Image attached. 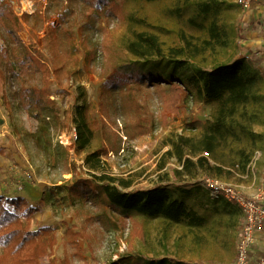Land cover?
Segmentation results:
<instances>
[{"label": "rangeland", "instance_id": "374dc122", "mask_svg": "<svg viewBox=\"0 0 264 264\" xmlns=\"http://www.w3.org/2000/svg\"><path fill=\"white\" fill-rule=\"evenodd\" d=\"M1 1L18 18L17 36L21 43L48 65L50 99L55 101L60 118L52 130L51 143L62 145L65 152L36 150L32 140L35 120L19 110L17 101L10 97L16 84L0 81V195L24 197L38 207L29 225L32 230L51 227L55 241L45 264H110L117 263L122 255L181 264H231L240 235L241 212H211L200 229L190 231L182 225H168L158 217L146 218L135 213L122 216L66 190L75 180H89L90 173H101L88 170L83 164L84 156L91 152H99L101 161L106 163L104 173L132 179L127 191L148 189L165 173L170 186L185 191L196 189L197 182L210 177L199 171L194 178L184 175L176 179L172 170L181 166L175 156L166 157L160 171L157 166L171 148L165 144L169 139L200 135L202 130H189L186 123L210 122L213 103L198 97L187 99L182 94L176 109L165 113L162 100H167L169 94L165 84L154 86L145 82L132 84L130 90L106 93L102 88L113 68L137 61L124 50L131 31L157 36L165 54H169L170 48L186 46V42L202 46L208 39L206 30L191 26L188 19L193 16L194 4L210 0H114L121 6L120 11H115L116 17H106V2L98 4L97 0ZM215 1L221 3L214 16L227 32L228 46L203 50L189 61L211 68L245 57L264 79V10L243 11L239 0ZM25 14H39L41 18L37 23L35 18H24ZM130 17L143 24L132 22ZM207 24L208 21L204 23ZM75 106L84 110L93 130L91 143L81 154L75 153ZM252 131L256 145L264 148V125L255 124ZM249 144L248 139L241 143ZM184 155L196 160L187 151ZM225 169L230 173H223L219 180L243 194L264 189L261 150L255 153L244 173L236 168ZM50 191L55 193L54 197ZM20 261L21 258L3 259L1 263Z\"/></svg>", "mask_w": 264, "mask_h": 264}, {"label": "trees", "instance_id": "16d2710c", "mask_svg": "<svg viewBox=\"0 0 264 264\" xmlns=\"http://www.w3.org/2000/svg\"><path fill=\"white\" fill-rule=\"evenodd\" d=\"M84 1L89 3L90 0ZM97 1L98 4L106 2L103 6L106 17H116L115 11L121 10V6L114 0ZM220 6L221 3L215 0L193 5L194 13L188 23L196 29L206 30L208 39L202 46L186 42V46L170 48L169 54H165L157 36L131 31L132 37L125 43L124 50L137 61L117 65L102 85L103 92L106 93L114 89L130 90L132 84L141 85L145 82L154 86L165 84L169 91L168 99L162 100L165 113L176 109L182 94L187 99L198 97L214 104L210 122L204 125L192 121L186 123L189 130H202L199 136H179L165 143L171 148L164 153L157 170L163 168L166 157L175 156L181 166L180 169L172 170L176 179L184 175L194 178L199 171L220 179L223 173H230L226 171V167L236 168L244 173L255 153L258 150L264 153V148L256 145L257 138L252 131L253 125H264V79L261 72L245 57L211 68L200 67L189 61L203 50L215 51L217 47L228 46L227 32L217 24L214 16L221 9ZM186 7L191 9L188 3ZM94 9L100 11L98 7ZM36 15L23 16L35 18L38 23L41 17ZM129 19L143 24L134 17ZM206 21L208 24L205 26ZM18 29L17 16L0 0V81L16 84L10 97L17 101L19 110L35 120L36 129L32 137L35 149L43 153L53 149L65 152L62 145L51 143L52 130L60 118L55 101L50 99L49 67L21 43L17 36ZM75 109V153L81 154L90 145L93 130L86 121L84 110L79 106H75ZM245 139L250 144L243 146L241 143ZM184 151L191 157H196V160L185 156ZM83 164L88 170L101 173H90L89 180H75L66 188L68 193L92 199L122 216L135 213L146 218L158 217L168 225H182L194 231L206 223L211 212L240 215L239 209L233 204L222 198H212L199 182L195 185L196 189L185 191L183 188L170 186L165 173L161 175L159 182L148 189L127 191L132 185V179L104 173L106 163L101 161L99 152L85 155ZM70 165L76 169L75 163L71 162ZM59 188L60 186L55 189ZM49 194L55 196L51 191ZM37 211L38 207L30 205L24 197L0 195V247L3 250L0 264H6L1 263L3 259L13 261L17 258H21L17 264H45L44 259L55 241L51 235V227L31 229L29 221ZM110 264L181 263L122 255L117 263Z\"/></svg>", "mask_w": 264, "mask_h": 264}, {"label": "built area", "instance_id": "2783aa9c", "mask_svg": "<svg viewBox=\"0 0 264 264\" xmlns=\"http://www.w3.org/2000/svg\"><path fill=\"white\" fill-rule=\"evenodd\" d=\"M243 11L264 10V0H239ZM199 184L212 198H222L242 214L240 235L231 264H264V189L245 195L237 187L217 178L205 177Z\"/></svg>", "mask_w": 264, "mask_h": 264}, {"label": "crops", "instance_id": "0c3cea01", "mask_svg": "<svg viewBox=\"0 0 264 264\" xmlns=\"http://www.w3.org/2000/svg\"><path fill=\"white\" fill-rule=\"evenodd\" d=\"M234 260V259H233ZM232 263V262H231Z\"/></svg>", "mask_w": 264, "mask_h": 264}]
</instances>
